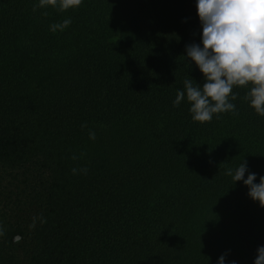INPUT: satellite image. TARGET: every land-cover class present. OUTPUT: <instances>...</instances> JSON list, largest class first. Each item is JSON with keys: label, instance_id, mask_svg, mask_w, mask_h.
Listing matches in <instances>:
<instances>
[{"label": "trees", "instance_id": "trees-1", "mask_svg": "<svg viewBox=\"0 0 264 264\" xmlns=\"http://www.w3.org/2000/svg\"><path fill=\"white\" fill-rule=\"evenodd\" d=\"M38 2L0 0V264H254L264 208L225 175L244 159L264 176L252 85L233 86L236 115L173 107L204 84L185 60L197 0Z\"/></svg>", "mask_w": 264, "mask_h": 264}, {"label": "clouds", "instance_id": "clouds-1", "mask_svg": "<svg viewBox=\"0 0 264 264\" xmlns=\"http://www.w3.org/2000/svg\"><path fill=\"white\" fill-rule=\"evenodd\" d=\"M82 0H39L32 7L33 12L49 6L64 12L81 5ZM197 12L202 33L200 43L185 45V60L194 62L203 74V86L192 78H185L183 90H177L173 107L187 99L189 112L194 122H210L213 115L231 113L237 114V99L233 86L252 87L243 99L249 102L255 112L264 116V0H197ZM47 16L48 13L44 12ZM71 19L50 25V31H63L71 24ZM202 45V46H201ZM87 123L81 125L84 129ZM89 139L95 140V131L88 132ZM83 155V153L81 154ZM79 157L73 155L71 159ZM73 175L87 174V167L72 168ZM248 172L245 179V173ZM225 175L233 182L243 181L249 189L247 195L264 208V176L251 173L247 160L239 164L235 170L228 168ZM46 223L42 214L34 217L30 228H34L36 220ZM4 230L0 227V236ZM228 253L222 254L217 264H225ZM236 264V261H231ZM254 264H264V245L258 246Z\"/></svg>", "mask_w": 264, "mask_h": 264}]
</instances>
